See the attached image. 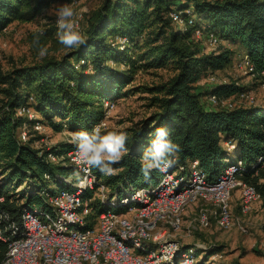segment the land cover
Instances as JSON below:
<instances>
[{
	"label": "trees",
	"instance_id": "1",
	"mask_svg": "<svg viewBox=\"0 0 264 264\" xmlns=\"http://www.w3.org/2000/svg\"><path fill=\"white\" fill-rule=\"evenodd\" d=\"M53 1L0 0V32L14 22L36 21ZM173 13L183 26L173 21ZM43 29L46 57L10 71L0 67L2 231L12 222L20 226L24 209L46 206L42 192L71 188L67 174L75 171L73 164L48 157L67 153L73 144L37 148L34 142L40 136L22 141L21 128L26 125L29 135L42 124L56 131H90L105 117L104 100L116 103L127 96L130 89L125 87L137 71L149 69L166 70L169 77L139 88L149 94V112L127 128L129 152L113 165L115 173L104 175L93 169L97 176L111 191L155 182L160 172L154 170L145 179L141 157L155 129L165 127L180 146L175 161L187 165L198 161L208 179H216L232 164L230 153L237 152L236 162L244 164L238 178L256 189L264 206V164L258 162L264 156V107L230 106L228 100L244 91L236 83L221 81L214 87L199 83L234 63L240 52L248 54L255 73L264 71V0H103L82 24L86 43L72 49L58 43L54 21ZM198 30L205 36L216 34L219 43L231 47L206 52L197 39ZM211 94L216 104L209 102ZM28 110L36 117H30ZM228 141L233 148L226 145ZM7 248L0 239V264ZM214 253L206 251L204 259Z\"/></svg>",
	"mask_w": 264,
	"mask_h": 264
},
{
	"label": "built area",
	"instance_id": "2",
	"mask_svg": "<svg viewBox=\"0 0 264 264\" xmlns=\"http://www.w3.org/2000/svg\"><path fill=\"white\" fill-rule=\"evenodd\" d=\"M171 17L184 25L178 14ZM207 38L211 44L220 41L214 33ZM237 55V68L258 76L264 87V71L254 72L246 52ZM208 100L217 103L213 94ZM114 104L104 100L105 116ZM97 124L103 130L104 119ZM29 137L24 125L20 138L27 141ZM226 145L234 147L230 141ZM48 157L52 162L73 164L80 178L66 179L71 188L42 192L46 206L24 209L20 226L12 222L7 231L0 229V239L8 244L1 264H211L212 256H203L207 246L184 244L179 238L184 231V214L190 211L186 232L207 229L212 219L218 228L229 229L233 224V189L240 187L243 213L260 201L256 189L238 178L244 169L241 160L230 164L214 180L208 179L198 161L188 165L175 161L155 182L111 191L93 169L75 163V147ZM258 162L264 164V156Z\"/></svg>",
	"mask_w": 264,
	"mask_h": 264
},
{
	"label": "rangeland",
	"instance_id": "3",
	"mask_svg": "<svg viewBox=\"0 0 264 264\" xmlns=\"http://www.w3.org/2000/svg\"><path fill=\"white\" fill-rule=\"evenodd\" d=\"M102 2L103 0H55L43 10L36 21L10 24L0 32V67L4 71H10L14 67L30 64L40 59L37 49L33 45L32 34L37 32L39 28H43L48 22L56 21L55 15L50 14L47 10L54 11L55 6L59 3H70L77 11L86 9V11L81 13L82 20L79 27L82 31V24L85 23L90 14ZM196 36L206 52H212L228 45L222 41L218 44H211L207 36L201 33H197ZM237 60L238 58L235 60V64H230L222 71L207 74L200 81L201 85L214 87V84H218L221 81L236 83L242 86L244 91L228 100L231 103L230 106L255 105L264 107V87L261 86V82L257 77L239 70L237 68ZM168 77L169 73L166 70L149 69L137 71L135 80L125 87V90L130 89L129 94L118 98L114 107L103 118L105 121L103 130L126 131L127 128L139 121L149 112L146 106L149 94L142 92L139 88L159 84L167 80ZM27 114L34 115L30 110ZM32 118L34 117L32 116ZM37 126L33 129L36 133L30 135V137L40 136L34 142L37 148L61 147L65 146V144H72L67 136V132L71 130L64 128L61 131H56L48 125ZM237 158V152L230 153L229 161L231 163H235ZM67 178L78 179L80 175L74 171L68 173ZM240 194V187L237 186L233 189L231 202L233 224L229 229L218 228L215 219H212L209 228H192V230L186 232L187 224L185 223L188 220L187 216L190 211H187L183 216L184 225L182 229L184 231L179 234V238L184 244L200 243L207 246L209 251L213 252L214 250L215 253L212 255L211 261H209L212 262L211 264H228L233 260H238L245 264H264V206L261 200L255 201L251 204L250 209L243 213L240 206ZM219 249L221 250L219 251Z\"/></svg>",
	"mask_w": 264,
	"mask_h": 264
},
{
	"label": "clouds",
	"instance_id": "4",
	"mask_svg": "<svg viewBox=\"0 0 264 264\" xmlns=\"http://www.w3.org/2000/svg\"><path fill=\"white\" fill-rule=\"evenodd\" d=\"M47 11L56 17L55 35L58 43L65 49L76 48L86 43L78 22L81 13L86 9L77 11L70 3H59L54 11ZM44 35L43 28H39L33 35V45L41 58L46 57L49 51L48 47L41 43V37ZM67 136L76 149L75 163L89 170L96 169L104 175H113L116 171L113 165L119 163L129 152L128 133L123 130H102V126L97 124L90 131H69ZM179 151V144L170 139L168 130L165 127L156 128L150 146L141 157L140 171L144 178L150 179L154 170L166 172L175 163Z\"/></svg>",
	"mask_w": 264,
	"mask_h": 264
},
{
	"label": "crops",
	"instance_id": "5",
	"mask_svg": "<svg viewBox=\"0 0 264 264\" xmlns=\"http://www.w3.org/2000/svg\"><path fill=\"white\" fill-rule=\"evenodd\" d=\"M200 83V82H199ZM201 84V83H200ZM195 244H198V243H194L193 245H195Z\"/></svg>",
	"mask_w": 264,
	"mask_h": 264
}]
</instances>
